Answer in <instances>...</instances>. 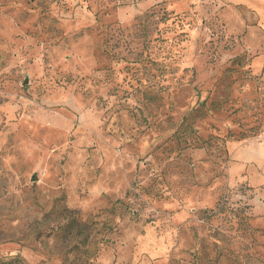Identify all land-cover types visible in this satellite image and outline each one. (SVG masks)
Returning a JSON list of instances; mask_svg holds the SVG:
<instances>
[{
	"label": "rangeland",
	"instance_id": "obj_1",
	"mask_svg": "<svg viewBox=\"0 0 264 264\" xmlns=\"http://www.w3.org/2000/svg\"><path fill=\"white\" fill-rule=\"evenodd\" d=\"M253 18L0 0V264H264Z\"/></svg>",
	"mask_w": 264,
	"mask_h": 264
},
{
	"label": "crops",
	"instance_id": "obj_2",
	"mask_svg": "<svg viewBox=\"0 0 264 264\" xmlns=\"http://www.w3.org/2000/svg\"><path fill=\"white\" fill-rule=\"evenodd\" d=\"M243 5L251 10L253 14L252 22V35H253V45L258 52L261 53L264 50V0H239ZM263 49V50H262ZM263 58L264 54L262 53ZM262 57V56H261ZM262 63L264 60L258 57ZM263 65V64H262Z\"/></svg>",
	"mask_w": 264,
	"mask_h": 264
},
{
	"label": "water",
	"instance_id": "obj_3",
	"mask_svg": "<svg viewBox=\"0 0 264 264\" xmlns=\"http://www.w3.org/2000/svg\"><path fill=\"white\" fill-rule=\"evenodd\" d=\"M25 83H28V80H27V79L25 80ZM36 180H38V176H37V174L35 173V174L32 176V181H36Z\"/></svg>",
	"mask_w": 264,
	"mask_h": 264
},
{
	"label": "trees",
	"instance_id": "obj_4",
	"mask_svg": "<svg viewBox=\"0 0 264 264\" xmlns=\"http://www.w3.org/2000/svg\"><path fill=\"white\" fill-rule=\"evenodd\" d=\"M1 264H5L4 262H1Z\"/></svg>",
	"mask_w": 264,
	"mask_h": 264
}]
</instances>
